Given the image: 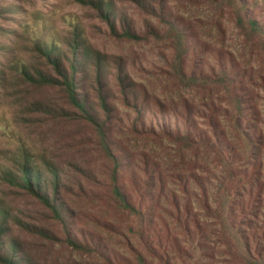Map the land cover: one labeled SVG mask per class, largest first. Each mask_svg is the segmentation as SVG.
Masks as SVG:
<instances>
[{
    "label": "trees",
    "instance_id": "trees-1",
    "mask_svg": "<svg viewBox=\"0 0 264 264\" xmlns=\"http://www.w3.org/2000/svg\"><path fill=\"white\" fill-rule=\"evenodd\" d=\"M132 2L136 10L158 19L167 17L161 10L163 0ZM245 2L232 0L236 22L262 39L264 25ZM92 4L111 35L137 37L127 12L113 2ZM168 22L179 31L178 22ZM31 32L33 61L15 57L0 63V87L10 66L22 84L53 93L56 99L35 103L36 111L84 127L101 165L97 171L70 169L45 157L37 159L22 148L11 168L0 169L2 183L15 189L31 210L15 211L0 197V264H41L27 252L26 236L59 244L84 258L85 264H217L209 243L212 234L240 264H264V199L259 182L264 134L230 56L210 49L215 66L199 58L202 67L192 70L186 65L187 56L191 53L194 59L208 49L193 35H188L193 40L189 45L184 44L186 38H178V46L189 51L184 67L177 70L178 78L201 86L209 83L231 99L225 114L216 109L200 113L201 128L191 106L169 107L139 90L123 60L109 61L89 44L77 23H68L60 38L50 28L38 35ZM141 139L212 155L221 170L216 186L210 190L201 174L164 168L148 153L132 151L129 144ZM92 202L98 210L123 219V224L96 218ZM195 204L206 216H214L218 232L206 231Z\"/></svg>",
    "mask_w": 264,
    "mask_h": 264
},
{
    "label": "rangeland",
    "instance_id": "rangeland-1",
    "mask_svg": "<svg viewBox=\"0 0 264 264\" xmlns=\"http://www.w3.org/2000/svg\"><path fill=\"white\" fill-rule=\"evenodd\" d=\"M96 1L113 2L120 11L127 12L134 21L137 37L125 40L111 35L92 4ZM245 5H252L249 9L256 11V19L264 25V0H246ZM162 7L167 17L158 19L153 14L136 10L132 0H0V8L3 9L0 11V63L15 57L30 63L33 61L30 57L32 30L38 35L40 31L50 28L60 38L65 34L68 23L75 22L89 44L108 55L109 61L114 60L112 57L123 60L139 90L145 89L169 107L182 109L185 105L191 106L195 110V121L204 128V118L200 113L216 109L225 114L224 111L231 109V99L222 89L209 83L201 86L178 78L177 70L184 67L186 55L189 54V51L184 52V48L178 46V38H186L184 44L189 45L193 40L188 35H193L197 43L205 44L208 50L194 59L190 53L186 65L192 70L201 68L203 63L215 66V54H211L210 49L222 50L226 57L230 56L249 92L250 103L259 120L258 129L264 134V38L239 27L232 0H163ZM169 16L173 20L168 19ZM168 21L178 22L179 31L170 28ZM180 30L187 34L182 35ZM207 65H203L205 72L208 71ZM6 73V81L0 87V169L11 168L22 148L37 159L45 157L61 167L100 169L101 159L93 145L89 144L84 127L57 122L36 111L35 103L50 104L56 96L44 89L22 84L13 75L10 66ZM129 145L132 151L148 153L164 168L171 167L181 172L190 169L201 174L209 181L206 186L210 190L216 186L221 170L208 153L178 148L166 141L156 143L141 139ZM259 182L264 199V169ZM0 197L13 210L31 213L27 202L18 192L1 180ZM94 203L91 207L96 218H108L109 221L123 224V219L98 210ZM194 207L206 231L211 234L218 232L214 216H206L196 204ZM98 227L99 231L103 230L99 224ZM24 243L27 252L41 264H85L84 258L59 244L49 245L31 236L24 237ZM209 243L214 247L217 264H240L216 235H211Z\"/></svg>",
    "mask_w": 264,
    "mask_h": 264
}]
</instances>
